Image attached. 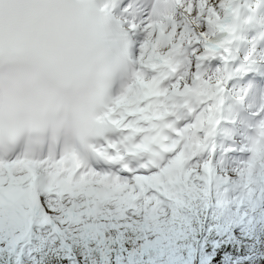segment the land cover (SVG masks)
<instances>
[{"label": "snow or ice", "instance_id": "1", "mask_svg": "<svg viewBox=\"0 0 264 264\" xmlns=\"http://www.w3.org/2000/svg\"><path fill=\"white\" fill-rule=\"evenodd\" d=\"M95 2L127 72L0 153V264H264V0Z\"/></svg>", "mask_w": 264, "mask_h": 264}, {"label": "clouds", "instance_id": "2", "mask_svg": "<svg viewBox=\"0 0 264 264\" xmlns=\"http://www.w3.org/2000/svg\"><path fill=\"white\" fill-rule=\"evenodd\" d=\"M0 153L76 143L80 114L127 72L95 0H0Z\"/></svg>", "mask_w": 264, "mask_h": 264}]
</instances>
